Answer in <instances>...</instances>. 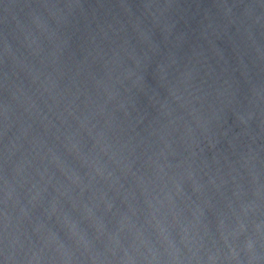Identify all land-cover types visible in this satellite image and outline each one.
Segmentation results:
<instances>
[{"label": "water", "instance_id": "1", "mask_svg": "<svg viewBox=\"0 0 264 264\" xmlns=\"http://www.w3.org/2000/svg\"><path fill=\"white\" fill-rule=\"evenodd\" d=\"M0 264H264V0H0Z\"/></svg>", "mask_w": 264, "mask_h": 264}]
</instances>
